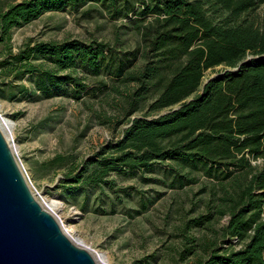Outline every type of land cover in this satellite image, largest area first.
I'll return each instance as SVG.
<instances>
[{
    "label": "trees",
    "instance_id": "trees-1",
    "mask_svg": "<svg viewBox=\"0 0 264 264\" xmlns=\"http://www.w3.org/2000/svg\"><path fill=\"white\" fill-rule=\"evenodd\" d=\"M257 2L0 0V43L8 49L0 57L1 97L79 99L104 93L105 76L113 91L120 86L115 81L126 86L128 118L119 137L85 159L59 152L43 160L55 172L60 199L104 215L119 207L133 217L163 192L122 186L117 177L170 189L204 180L200 192L208 195L195 207L205 210L182 220L178 259L264 264V29L250 15ZM83 5L85 14L119 20V28L137 33V43L127 46L118 35L112 41L72 36L9 47L13 27L44 11ZM89 76L102 78L90 84ZM132 197L136 206L126 208Z\"/></svg>",
    "mask_w": 264,
    "mask_h": 264
},
{
    "label": "rangeland",
    "instance_id": "rangeland-1",
    "mask_svg": "<svg viewBox=\"0 0 264 264\" xmlns=\"http://www.w3.org/2000/svg\"><path fill=\"white\" fill-rule=\"evenodd\" d=\"M87 5L78 11H44L37 18L13 27L9 47L16 50L28 38L56 40L72 36L112 41L118 35L119 39L124 37L127 46L137 43V33L124 26L119 28V20L111 19L105 12L104 16L96 10L91 14L81 12ZM250 10L254 25L264 29V0H258ZM7 50V46L0 43V57ZM250 55L248 53L246 58ZM221 67L208 69L205 74L216 73L213 71ZM99 78L102 76H89L86 81L94 84ZM102 80L109 85L104 93L97 91V95L90 93L79 99L58 96L31 101L7 99L0 95V118L11 131L10 142L18 161L34 186L31 188L34 195L53 209L60 227L74 242L97 253L104 264H185L186 261L181 262L176 253L180 244L179 226L182 220L205 210L202 205L195 207L198 198L208 195V190L200 192L204 180L189 187L170 189L160 184H144L136 178L117 177L119 185L163 193L160 192L157 200L140 215L130 217L119 207L104 215L80 210L78 204L60 199L57 190H53L57 182L53 178L55 172L41 165L43 160L59 152L72 153L76 160L85 159L106 146L109 140L120 136L128 118L123 102L126 86L115 81L120 86L113 91L110 85L115 83L107 76ZM2 94L6 96V91ZM253 161L259 162L260 159ZM125 206L135 207L136 197L126 200ZM224 218L214 221V226L223 223ZM191 231L199 233L196 229ZM206 234L209 235V231ZM148 254H152L155 260Z\"/></svg>",
    "mask_w": 264,
    "mask_h": 264
},
{
    "label": "water",
    "instance_id": "water-1",
    "mask_svg": "<svg viewBox=\"0 0 264 264\" xmlns=\"http://www.w3.org/2000/svg\"><path fill=\"white\" fill-rule=\"evenodd\" d=\"M0 264H98L34 195L1 124Z\"/></svg>",
    "mask_w": 264,
    "mask_h": 264
},
{
    "label": "bare ground",
    "instance_id": "bare-ground-1",
    "mask_svg": "<svg viewBox=\"0 0 264 264\" xmlns=\"http://www.w3.org/2000/svg\"><path fill=\"white\" fill-rule=\"evenodd\" d=\"M0 124H1V127H2V129H3V131H5V133H6V136H10L11 135V131H10V129H9V127L8 126H6V124H4L3 123V121H2V119L0 118ZM7 127V128H6ZM35 194V193H34ZM36 197H38V196H36ZM38 199V198H37ZM39 200V199H38ZM39 202L41 203V205L45 208H47L49 211H51V212H53L52 210L53 209H50V208H48L47 207V205H44L43 204V202H41L40 200H39ZM55 211V210H54ZM78 244V243H77ZM80 245V244H79ZM91 253H92V251H91ZM105 253V252H104ZM92 255H93V258H95L96 259V261L98 262V264H104L102 261H101V258H100V256L97 254V253H92Z\"/></svg>",
    "mask_w": 264,
    "mask_h": 264
},
{
    "label": "built area",
    "instance_id": "built-area-1",
    "mask_svg": "<svg viewBox=\"0 0 264 264\" xmlns=\"http://www.w3.org/2000/svg\"><path fill=\"white\" fill-rule=\"evenodd\" d=\"M15 155H16V157H17V153H16V152H15ZM17 159H18V157H17ZM23 169H24V168H23ZM24 173H25V171H24ZM25 176H26V179L29 181V184H30L31 188L34 189V186H33V184L31 183L30 179H28V177H27L26 174H25Z\"/></svg>",
    "mask_w": 264,
    "mask_h": 264
}]
</instances>
